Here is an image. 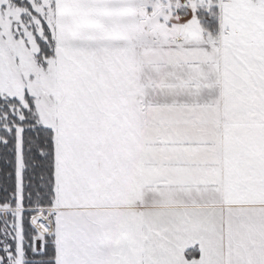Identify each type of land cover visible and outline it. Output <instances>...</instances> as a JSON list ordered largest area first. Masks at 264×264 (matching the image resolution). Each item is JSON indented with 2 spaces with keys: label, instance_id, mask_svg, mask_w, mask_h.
Masks as SVG:
<instances>
[{
  "label": "snow or ice",
  "instance_id": "6c2138e0",
  "mask_svg": "<svg viewBox=\"0 0 264 264\" xmlns=\"http://www.w3.org/2000/svg\"><path fill=\"white\" fill-rule=\"evenodd\" d=\"M0 264H264V0H0Z\"/></svg>",
  "mask_w": 264,
  "mask_h": 264
}]
</instances>
